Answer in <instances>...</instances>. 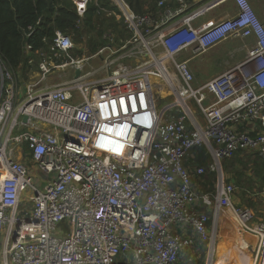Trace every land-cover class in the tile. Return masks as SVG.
I'll return each instance as SVG.
<instances>
[{
  "label": "built area",
  "instance_id": "obj_1",
  "mask_svg": "<svg viewBox=\"0 0 264 264\" xmlns=\"http://www.w3.org/2000/svg\"><path fill=\"white\" fill-rule=\"evenodd\" d=\"M74 1L84 16L90 0ZM176 1L171 9L159 0L166 13L153 18L115 0L135 33L134 56L144 58L137 65L111 68L115 61H108L99 76L87 67L92 57H75L72 37L57 30L52 49L65 61L44 56L37 79L24 88L7 72L10 83L0 94V264H179L195 237L215 251L212 217L199 206L213 209L214 221L222 208L232 209L253 236V264H264V220L252 224L255 214L236 207L237 187L223 168L240 150L264 158V23L250 0H234V16L196 27L208 5L189 11L190 0ZM229 38L255 44L245 60L199 84L181 53L197 56ZM55 71L68 79L49 84ZM24 142L30 165L17 157ZM199 146L211 163L188 165ZM207 173L215 175L214 191L199 194L193 179Z\"/></svg>",
  "mask_w": 264,
  "mask_h": 264
},
{
  "label": "crops",
  "instance_id": "obj_2",
  "mask_svg": "<svg viewBox=\"0 0 264 264\" xmlns=\"http://www.w3.org/2000/svg\"><path fill=\"white\" fill-rule=\"evenodd\" d=\"M113 1L115 2V0H113ZM190 1L192 3V6L189 9V11L196 8L198 5L205 4V5H208V7H209L205 11L204 14L200 15L199 17H197L193 21V25L196 27L207 26V25H211V24L220 22L224 19H227L231 16H234L238 11V7H237L236 2L234 0H190ZM125 2L129 5V3L126 0H125ZM157 2L159 3V0ZM250 2L253 6V9L257 12L258 16L260 17V19L264 23V0H250ZM158 3H157V9L155 11L149 10L148 12H146V14H138L137 12L134 11V9L130 5H129V7L138 16H149V17H153V18H159V17L163 18L165 16L167 7H166V5L159 6ZM167 6L171 9H176L178 7V2L176 0H167ZM118 8H119L120 14L123 16V19L125 20L126 26L128 28L130 35H131V38L126 43H124L122 46L120 45V47H119L120 49L118 52H119V54L126 53V55L124 56V59L129 58V60H126L128 62V63H126V62H121L122 58L111 59V57H107L103 61L106 71L108 68V61L110 63H111V61H115V63L113 65H111V68H115V66L118 65L119 63L131 64V59L133 57H135L134 56V54H135V45H134L135 44L134 43L135 33L131 29V27L129 26L128 22L126 21V19H125L124 15L122 14V11H121L119 6H118ZM146 28H148V27H144V29H146ZM230 40H232V41H230ZM235 40H237V41H235ZM52 42L50 43V45H52ZM254 44H255L254 38H246V39L229 38V39L221 42L220 44L214 46L213 48L209 49L208 51L203 52L197 56H194V54L191 51H183L181 53L180 57L183 60H189V63L193 69L194 74L196 73L195 76L202 78L201 80L198 79V82L200 84V83H204V82L211 80L212 78L222 74L223 72H225L226 70H228L232 66H234V65L238 64L239 62L245 60L248 56L250 49L254 46ZM110 48H111V45H110ZM27 52H30V51H27ZM72 54H74V53L72 52ZM48 57H52V56L48 55ZM61 57H62V59L63 58L66 59V56H64V55ZM31 59L32 58H28L27 62L28 61L30 62ZM42 59H40L38 61V63ZM62 59H58V61L62 60ZM38 63H37V70H38ZM24 66L25 65L23 62L18 70L24 68ZM29 68H30V66H29ZM211 68L213 69V72L209 73V69H211ZM100 70L101 69H99V71ZM7 72H11V71L4 70L3 67L0 68V75H1L0 94L2 92L3 83L8 84L10 82L9 78L7 77ZM22 72H23V70H22ZM2 73L4 74V77H3ZM6 77L9 80L8 83L5 82ZM23 84L25 85L27 83H23ZM22 88H24V86H22ZM195 113L197 115V112H195ZM16 150L19 152L17 154V157L19 159L27 161V164L30 165L31 164V161L29 160L30 149L28 147V144L25 142L18 144V145H16ZM195 158L196 157H195L193 151H191L189 158L187 159L186 163L188 165H192V166L198 164V162L197 163L195 162V160H196ZM211 160H212V157H211ZM251 162H252V160L250 159L248 162H246L244 164L241 163V164L242 165H248ZM252 173H253V178H255L256 172H255L254 168H251V170L249 171L250 176L252 175ZM233 179L235 181H237V175L236 174L234 175ZM214 183H215V175L213 173H208L205 176L195 177L193 179V186L195 187V189L197 190V192L199 194L213 193L214 190L212 189V185H214ZM243 197H245V196H243ZM197 208L201 211H206L212 217L211 221L209 222V227L212 230L211 234H213V240L215 242L216 248H215V251L213 253L212 252V246L209 245V242L201 241L199 238L195 237L194 238L195 239L194 244L182 251L180 258H179V264L180 263L181 264H195L196 263L195 261L198 259L200 261H198L196 264H208L210 261L211 255L213 256L214 254L215 255L219 254L224 259V260L220 261V264H224L225 262H226L225 264H230V263H228L229 260L231 262H233L231 253L227 251V247L230 245H232L234 247L235 251L240 255L241 264H251L250 260H251V257L253 255L249 251V250H251V249H249V246H250V242H251V239L253 236L251 234L243 231V230H242L243 234L242 233L236 234L237 232H239V223L234 218V215L231 212V210H229L230 208H228V209L222 208V210L220 211L216 221H214V218H213V214H214L213 209L205 208V206H199ZM231 216L236 221V223L238 225V230L233 228ZM230 226L233 228V230L235 232V235H233L231 237H229V235H228V232L230 233L232 230V228ZM178 233L180 235H184V232L181 230L178 231ZM188 234L190 235V230L188 231ZM214 237H215V239H214ZM217 237H219V239ZM249 240H250V242H249ZM252 244H254L253 240H252ZM220 247L223 249V251H221V252L218 251V249ZM218 261H219V259L217 256V260H215L213 263L217 264Z\"/></svg>",
  "mask_w": 264,
  "mask_h": 264
},
{
  "label": "trees",
  "instance_id": "obj_3",
  "mask_svg": "<svg viewBox=\"0 0 264 264\" xmlns=\"http://www.w3.org/2000/svg\"><path fill=\"white\" fill-rule=\"evenodd\" d=\"M126 1L138 14H146L149 10L155 11L158 3V0ZM115 11L119 12V8L116 4H112V0H90L84 16L79 15L77 5L73 0H0V63L4 70L11 71L17 76L18 69L24 62L25 66L22 70L26 73L30 69L27 64L26 46L31 45L30 53L34 54L37 61L40 60L42 52L49 49L57 30L71 36L75 44L88 41L92 55L96 54L100 48L114 46L112 43L105 46V42L101 39L103 31L96 34L93 32L97 30L96 21L98 18L108 13L118 14ZM117 26L116 23H109L106 30H118ZM127 32L121 46L131 38L128 30ZM82 53L83 50H80L79 54L82 55ZM65 60L63 58L59 62ZM8 81L6 77L5 82L8 83ZM191 151L196 157L195 162H198L199 165L208 166L211 163V156L206 147H195ZM242 152L247 151H238L234 157L227 159L226 166L229 167L228 164H233L234 159L239 156V153L241 156ZM255 161L252 160L251 163H255ZM257 161L262 163L263 168L257 172L256 176L261 178L260 183L264 186V175H261L264 173V161L261 158H258ZM236 175V182L239 185L245 184L239 178V174ZM239 188L244 194L252 189L251 187L247 188L246 185L245 187L239 186ZM243 193H241L242 196H245Z\"/></svg>",
  "mask_w": 264,
  "mask_h": 264
},
{
  "label": "rangeland",
  "instance_id": "obj_4",
  "mask_svg": "<svg viewBox=\"0 0 264 264\" xmlns=\"http://www.w3.org/2000/svg\"><path fill=\"white\" fill-rule=\"evenodd\" d=\"M112 4L115 5L116 3L112 0ZM115 12L118 14L108 13V14H104L103 16L98 18L96 21L97 30L93 32V34H96V33H100L101 31H103V35H102L101 39L103 42H105V46L110 44V43L114 44V46H111V48L105 47L106 49L103 51V53L99 54V52L101 50V48H100L96 54L92 55L90 53V50H89L88 41H85L84 43H76L77 44L76 48L73 51V53H74L73 55L75 57H79V58L92 57L89 59V61L87 63V67L88 68L101 69L99 71V76L107 74V71L105 70V66L103 63L104 59H106L107 57H111V59L122 58L121 62H126V63H128L126 60H129V58L124 59V56L126 55V53L119 54V52H118L120 49L119 45L122 44V42L125 40L126 34L128 33L127 32L128 28L126 26L125 20L123 19V16L120 14V12H118V11H115ZM113 18H114V20H112ZM109 23H116L118 25L117 26L118 30H112V29L106 30V27L108 26ZM73 41H74V39H73ZM230 41H232V40H230ZM235 41H237V40H235ZM134 43H136V42H134ZM134 45H136V44H134ZM80 50H83L82 55L79 54ZM159 50H162V49L159 48ZM48 55L52 56V58L54 60L62 59L60 54L52 49V45H50V47L47 51L42 52L41 58H43L44 56L48 57ZM95 55H97V56H95ZM26 58H32L33 59L32 62H29V61L27 62V64L30 66V69L26 73L22 72V69H20V70H18V75L15 76L17 79L20 80L19 81V80L15 79L16 82L19 83L21 88H22V86H24L23 83H29L30 81L36 80L38 77V73L36 71H37V63L39 60L37 61L34 57V54H31L30 52H26ZM143 61H144L143 57H139V58L133 57L131 59V64L137 65L138 63H141ZM212 72H213V69L212 68L209 69V73H212ZM68 77H69V75L66 73L60 74L59 71H55L51 75V77H49V84H53V83L59 82L61 80L68 79ZM198 79L201 80L202 78L196 76L197 82H198ZM164 87H166L165 89L168 88V86L166 84H163L160 88H164ZM172 99H173V97L171 95H169L167 97H161L159 100V106L164 109L167 105H169L171 103ZM192 106H193L195 112H197V116L201 119V121L203 120V124H204L205 120H204L203 116L201 115L200 109L195 104ZM175 113H176V109L169 110L168 113L166 114V116H170V115H173ZM258 158H261L264 161V159L261 156H259L258 154H254L252 152L247 151V152H242L241 156L239 153V156L234 159L235 162L233 164H228L229 167H227L225 164L227 159L223 160V168H224V172L226 174L227 179L229 181H233L237 187L234 198H233V203L236 205V207L248 209L249 211H251L252 213L255 214V217L251 222L252 224H256V223L264 220V186H263V184L260 183L261 178L259 176H255V178H253V173L251 176L249 174V171L251 170V168H254L256 174L258 171L262 170V168H263L262 163L257 161ZM250 159L256 160L255 163H250L248 165H242V164L248 162ZM238 161H240V162H238ZM235 174H239V178H241L245 184L239 185L233 179ZM261 175H264V173H262ZM245 185L247 188H249V187L252 188V189L249 188L250 190L246 194L241 192L242 190H241V188H239V186L245 187ZM214 187H215V183H214V185H212L213 190H214ZM240 192L243 193L245 195V197H243ZM229 210H231V212L234 215V218L239 223V232H237L236 234L242 233L243 228L241 227L242 225H241L240 218L232 209H229ZM213 217H214V214H213ZM231 221L233 223V228L238 230V225H237L236 221L232 218V216H231ZM66 225H67L66 229L68 230L69 223ZM233 228H232L230 233L228 232L229 237L235 235ZM217 238L219 239V237H217ZM214 239H215V237H214ZM252 240H253V238L251 239V242H250V240H249V242L252 243ZM209 245L212 246V243L209 242ZM218 251L221 252V251H223V249L220 247L218 249ZM249 251L253 255L252 250H249ZM217 256L219 259L217 264H220V261L224 260L221 255H219V254L215 255L214 254L213 256L211 255L210 261L208 264H214L213 262L215 260H217ZM253 260H254V257L252 256L251 260H250L251 264H252ZM198 261H200V260L198 259L195 262L197 263ZM236 262H237V257H235V260H233V262H231L230 260L228 261V263H230V264H236ZM124 264H130V262L125 261Z\"/></svg>",
  "mask_w": 264,
  "mask_h": 264
},
{
  "label": "bare ground",
  "instance_id": "obj_5",
  "mask_svg": "<svg viewBox=\"0 0 264 264\" xmlns=\"http://www.w3.org/2000/svg\"><path fill=\"white\" fill-rule=\"evenodd\" d=\"M163 94L166 95L167 92H163ZM253 242H254V239H253ZM227 251L231 253V255H232V261L235 260V257H237L236 264H241L240 255L235 251V249H234V247L232 245H230V246L227 247ZM253 263H254V260L252 261V264Z\"/></svg>",
  "mask_w": 264,
  "mask_h": 264
},
{
  "label": "water",
  "instance_id": "obj_6",
  "mask_svg": "<svg viewBox=\"0 0 264 264\" xmlns=\"http://www.w3.org/2000/svg\"><path fill=\"white\" fill-rule=\"evenodd\" d=\"M80 74H81V69L78 68V69L76 70V77H78ZM27 120H28V116H25V117H24V121L26 122Z\"/></svg>",
  "mask_w": 264,
  "mask_h": 264
},
{
  "label": "clouds",
  "instance_id": "obj_7",
  "mask_svg": "<svg viewBox=\"0 0 264 264\" xmlns=\"http://www.w3.org/2000/svg\"><path fill=\"white\" fill-rule=\"evenodd\" d=\"M74 1V0H73ZM75 2V1H74ZM108 48H110L109 46H108Z\"/></svg>",
  "mask_w": 264,
  "mask_h": 264
}]
</instances>
